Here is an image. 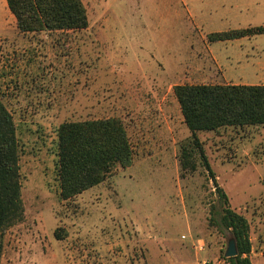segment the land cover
Listing matches in <instances>:
<instances>
[{
    "label": "rangeland",
    "instance_id": "obj_1",
    "mask_svg": "<svg viewBox=\"0 0 264 264\" xmlns=\"http://www.w3.org/2000/svg\"><path fill=\"white\" fill-rule=\"evenodd\" d=\"M82 1L87 29L24 34L0 0V98L16 125L25 208L0 238V264H228L213 176L197 150L195 171L180 165L193 138L174 87L264 85V34L208 39L264 26V0ZM109 118L126 129L132 166L63 201L59 126ZM197 136L249 222L252 263L264 264V126Z\"/></svg>",
    "mask_w": 264,
    "mask_h": 264
},
{
    "label": "trees",
    "instance_id": "obj_2",
    "mask_svg": "<svg viewBox=\"0 0 264 264\" xmlns=\"http://www.w3.org/2000/svg\"><path fill=\"white\" fill-rule=\"evenodd\" d=\"M21 33L78 31L87 29L89 19L82 0H6ZM264 34V26L213 33L210 42H227ZM174 94L193 146H183L180 165L195 171V151L213 176L221 208L213 207V224L229 231L236 240L238 256L228 264H253L247 219L230 206L229 198L214 177L198 139L199 132L222 128L264 126V85H177ZM60 197L70 200L106 181L118 168L133 164V150L122 122L116 118L66 122L58 128ZM20 156L16 125L0 98V238L24 221L25 208L20 181ZM56 236L61 239L58 232Z\"/></svg>",
    "mask_w": 264,
    "mask_h": 264
},
{
    "label": "water",
    "instance_id": "obj_3",
    "mask_svg": "<svg viewBox=\"0 0 264 264\" xmlns=\"http://www.w3.org/2000/svg\"><path fill=\"white\" fill-rule=\"evenodd\" d=\"M238 254L239 252H238L236 240L232 238L228 243V248L226 250L225 256L226 258H233V257H237Z\"/></svg>",
    "mask_w": 264,
    "mask_h": 264
},
{
    "label": "crops",
    "instance_id": "obj_4",
    "mask_svg": "<svg viewBox=\"0 0 264 264\" xmlns=\"http://www.w3.org/2000/svg\"><path fill=\"white\" fill-rule=\"evenodd\" d=\"M228 42V41H227Z\"/></svg>",
    "mask_w": 264,
    "mask_h": 264
}]
</instances>
